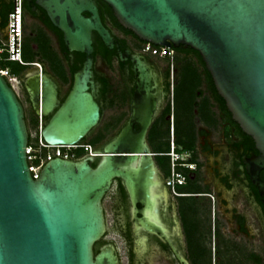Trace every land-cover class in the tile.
<instances>
[{
  "label": "water",
  "instance_id": "water-1",
  "mask_svg": "<svg viewBox=\"0 0 264 264\" xmlns=\"http://www.w3.org/2000/svg\"><path fill=\"white\" fill-rule=\"evenodd\" d=\"M102 1L123 27L141 39L169 47L189 46L199 53L217 91L259 151L255 155L247 148L242 160L264 204V180L259 178V170L264 168V0ZM29 4L32 8L38 4L46 11L62 32L68 51L85 54L62 102L47 74L38 73L26 80L36 114L45 116L57 107L41 130L43 139L51 144H73L99 119L91 80L92 33L108 49L115 41L94 0H35ZM117 51L120 60L130 57L133 61L136 86L132 118L105 145V155L80 160L54 158L37 178L32 177L26 159L29 133L23 105L0 73V264H119L112 243L101 245L94 253V244L106 231L102 198L114 178H122L131 202L133 263H142L149 249L148 238H153L140 235V226L164 236V228L155 223L157 218L150 219L154 214L149 185L154 183L151 178L156 168L144 142L156 107L158 78L142 55L127 47L122 52L118 43ZM135 122L141 125L138 132L132 130ZM136 202L142 207L137 208ZM167 242L180 264H190Z\"/></svg>",
  "mask_w": 264,
  "mask_h": 264
},
{
  "label": "flooded vegetation",
  "instance_id": "flooded-vegetation-1",
  "mask_svg": "<svg viewBox=\"0 0 264 264\" xmlns=\"http://www.w3.org/2000/svg\"><path fill=\"white\" fill-rule=\"evenodd\" d=\"M30 1L35 3V0ZM30 1L24 0L23 4V39L36 38L39 32H45L53 51L66 58L58 33L48 23L46 11L38 4L30 7ZM94 2L97 5V0ZM10 5H14V0H0L2 8L7 9ZM105 24L115 42L110 49L109 63L100 54L93 57L91 80L99 119L84 139L97 138L98 142L93 146L98 155L107 153L105 145L121 132L133 113L136 86L133 61L130 57L120 60L117 43L122 52L127 47L142 55L158 78L156 107L144 142L156 168L151 178L154 183L149 185L155 215L150 219L157 218L155 223L164 228L161 230L164 236L160 237L159 231H155L156 234L139 227L140 235L153 237L148 238L149 249L141 264H148L147 258L153 255L166 264H180L167 240L190 264H264V204L242 160L247 148L250 147L255 155L259 151L252 136L233 117L213 79L211 82L205 63L193 52L184 54L174 50L180 45L172 47V61L162 59L144 51L143 46L148 41L132 30L127 32L109 20ZM94 35L95 32L92 40ZM33 47L36 49L37 45ZM65 51L68 60L59 64H51L38 56L16 75L17 82L11 85L23 105L29 137L39 122L42 127L46 125L57 107L39 119L30 102L26 80L38 73L47 74L55 82L57 98L62 102L72 86L76 62L72 51ZM98 61L108 71H113L114 76L99 70ZM189 67L197 75L191 83L192 93L184 88V74ZM140 128L141 125L135 122L132 130L138 132ZM184 145L189 148L183 149ZM171 152L178 155L174 171L184 178L181 184L176 183L175 193L167 185L172 174ZM259 178L264 180V168L259 170ZM136 206L142 207V203L136 202ZM102 207L106 231L100 240L103 244H114L119 264H123V255L127 264H134L131 251L135 242L131 240L132 236L129 237L131 202L122 178L113 179L102 198ZM137 215L142 214L137 212ZM111 232L121 238L123 251L108 238Z\"/></svg>",
  "mask_w": 264,
  "mask_h": 264
},
{
  "label": "built area",
  "instance_id": "built-area-1",
  "mask_svg": "<svg viewBox=\"0 0 264 264\" xmlns=\"http://www.w3.org/2000/svg\"><path fill=\"white\" fill-rule=\"evenodd\" d=\"M15 4V57H14V5L8 12L7 21L4 28H0V61H15L23 65L30 63L23 61L22 58V44L24 35L23 24V0H14ZM143 50L152 55L159 56L162 59L172 61L173 48L163 45H154L151 42L143 46ZM0 73L7 81L13 85L17 82V76L10 73L9 68H1ZM41 119V114H39ZM42 123L39 122L35 130L31 133L32 139L28 141L26 146V159L28 169L33 178H37L43 166L54 158H61L67 160H80L83 157L90 155H98L93 144L89 141L81 139L73 144H51L46 142L41 134ZM35 135V138L34 136ZM30 136V137H31ZM177 154L171 152L172 157V174L167 180V185L175 193L176 183L183 182V176L174 171V162ZM192 167V165H188Z\"/></svg>",
  "mask_w": 264,
  "mask_h": 264
},
{
  "label": "trees",
  "instance_id": "trees-1",
  "mask_svg": "<svg viewBox=\"0 0 264 264\" xmlns=\"http://www.w3.org/2000/svg\"><path fill=\"white\" fill-rule=\"evenodd\" d=\"M23 4H24V0H23ZM97 5H98V9H99V14L101 17V20L103 22V24L106 26V21H111L112 24H114V26H117L118 28H121L125 31H129L132 32L130 29L125 28L121 25V23L118 21V19L116 18V16L113 13L112 8L105 3L102 0H97ZM13 5H10V7H8L7 9L2 8L0 6V28H4L6 25V21H7V15L8 12L12 9ZM84 15H88L87 13H84ZM48 23L51 26V28H53L54 30H56V32L58 33L61 45H62V50L64 51V54H66V58H63L62 55L58 54L57 52L53 51V49L51 48L50 45V40L48 38V36L46 35L45 32H39V34L37 35L36 38H29V39H23V44H22V58L23 61L25 62H32L34 61L36 58H38V56L40 58H42L43 60L51 63V64H59L62 63L65 59L68 60V54L65 51V45L63 43V37H62V32L57 29L52 23L51 21L48 19ZM107 27V26H106ZM108 28V27H107ZM36 44L37 48L34 49L33 45ZM92 46H93V53L91 54L93 57L97 56L100 54V56H103L104 58H106L105 60L109 63L110 61V54H111V50L108 49L103 42L101 41V39L99 38V36L95 33L94 37H93V42H92ZM174 50H176L179 53H195L196 56L198 57V60L202 63H204V61L202 60L201 56L199 55V53L192 49L189 46H184V45H180L177 48H174ZM72 53L76 56V62L74 64L73 67V72L79 70L82 67L85 55L81 52L78 51H72ZM190 61H192V59H190ZM26 65L20 64L18 62L15 61H7V60H3L0 61V67L1 68H9V71L11 74L13 75H19L20 72L25 68ZM62 70H60L61 72ZM59 72V70H58ZM63 72V71H62ZM63 74V73H62ZM208 76L210 77V80L212 82V77L210 75V73L208 74ZM65 80H66V76H62ZM197 78L196 73L194 72V69L189 67L184 74V79H185V89L187 87V92L188 93H192V85L194 80ZM187 93V94H188ZM37 124V122L35 123ZM86 136L83 138L85 139ZM30 140V137H29ZM89 141L91 144L95 145L98 140L97 138H90ZM179 144H182V141H177ZM189 148V146L184 145L183 149H187ZM103 244V241L99 240L94 244V253H97L100 246ZM196 264H198V262H195Z\"/></svg>",
  "mask_w": 264,
  "mask_h": 264
},
{
  "label": "rangeland",
  "instance_id": "rangeland-1",
  "mask_svg": "<svg viewBox=\"0 0 264 264\" xmlns=\"http://www.w3.org/2000/svg\"><path fill=\"white\" fill-rule=\"evenodd\" d=\"M114 31L115 32H117L115 29H114ZM97 68L99 69V70H101V71H104V72H106V73H108V75H110V76H114L112 73H113V71H108L107 70V68L105 67V65L103 64V63H101L100 61H98V63H97ZM14 85L16 84V83H13ZM37 121H36V119H34V124L36 123ZM36 128V127H35ZM35 128L33 129V131L35 130ZM32 131V132H33ZM31 136V135H30ZM34 136V138H35V135H33ZM31 139H32V136L30 137ZM108 238L110 239V240H112V241H115L119 246H120V249L123 251V242H122V240H121V238L116 234V233H114V232H111L109 235H108ZM121 251V252H122ZM148 259V261H149V263L148 264H166L164 261H162L161 259H159V257L158 256H156V255H153V256H150V257H148L147 258ZM123 264H127V262H126V257L123 255ZM146 264V263H145Z\"/></svg>",
  "mask_w": 264,
  "mask_h": 264
}]
</instances>
